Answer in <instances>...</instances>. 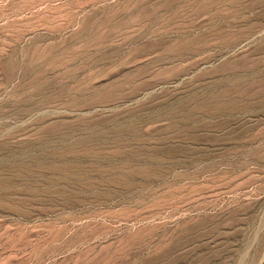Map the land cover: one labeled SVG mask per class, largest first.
I'll return each instance as SVG.
<instances>
[{
  "label": "rangeland",
  "instance_id": "1",
  "mask_svg": "<svg viewBox=\"0 0 264 264\" xmlns=\"http://www.w3.org/2000/svg\"><path fill=\"white\" fill-rule=\"evenodd\" d=\"M204 1L210 0H0V264H106L110 255L101 249L109 244L121 253L113 264H264V92L262 105L236 114L242 119L229 129L209 126L191 138L172 137L176 132L160 118L180 100L207 94L208 86L240 68L242 57L264 61V0H255V8L244 0L240 10L236 0H212V9L198 12ZM110 12H119L124 25L105 23ZM141 12L150 16L128 25L129 16ZM215 12L226 18L210 22ZM95 32L104 35L97 46L83 39ZM187 34L200 36L197 52L162 60ZM219 34L237 39L221 45ZM160 38L166 42L157 43ZM127 74L133 81L116 101L81 103L86 94L78 83L99 86ZM138 119L152 120L142 124L143 144L181 146L171 154L156 151L169 173L146 185L134 167L124 170L134 174L129 184L118 179L78 144L69 158L72 170L58 158L87 135L89 122L92 131L127 140L120 128ZM252 147L261 150L252 156ZM176 175L183 177L174 181Z\"/></svg>",
  "mask_w": 264,
  "mask_h": 264
},
{
  "label": "bare ground",
  "instance_id": "2",
  "mask_svg": "<svg viewBox=\"0 0 264 264\" xmlns=\"http://www.w3.org/2000/svg\"><path fill=\"white\" fill-rule=\"evenodd\" d=\"M211 1L208 2H199L198 5V9L197 11H206V10H210L213 8ZM221 1V0H220ZM250 3H248V8L252 7L254 4H256L255 0H249ZM196 2V1H195ZM224 2V1H222ZM243 2L244 0H236V6L237 9L240 10L243 7ZM195 4V3H194ZM245 4V3H244ZM231 5V4H230ZM258 5V4H256ZM254 5V8L255 6ZM227 6V5H226ZM232 6V5H231ZM124 8V7H123ZM216 8V7H214ZM245 8V6H244ZM247 8V7H246ZM247 8V9H248ZM138 9V8H137ZM110 10V9H109ZM123 10V9H122ZM111 11V10H110ZM113 11V10H112ZM195 11V10H194ZM137 12V11H136ZM201 12V13H202ZM243 14V12L241 11L240 14ZM197 14V13H195ZM232 14V13H231ZM238 14V13H237ZM239 14V15H240ZM209 15V13H208ZM234 15V13H233ZM150 16L149 13H145V12H141L139 15H134L131 14L129 16V22L128 25H134V24H142V22L144 20H146L148 17ZM233 17V16H232ZM231 17V18H232ZM238 17V16H237ZM105 18V17H104ZM120 18V13L119 12H110L106 15V18L104 19L105 23H110V22H115V24L117 26H122L124 25V23H120L118 21V19ZM226 16L221 15L219 12H215L213 14L210 15L209 17V21L213 23V21L216 19H225ZM236 19V18H235ZM101 21V20H100ZM242 21V20H241ZM103 22V23H104ZM218 22V21H217ZM104 23V24H105ZM264 24V15L262 16V22ZM144 24V23H143ZM247 24V23H246ZM263 24H260V26H263ZM86 25V24H85ZM84 25V26H85ZM100 25V24H99ZM127 25V24H126ZM104 26V25H103ZM212 26V25H211ZM220 25H214V28H218ZM100 28V27H99ZM122 28V27H120ZM255 28V26H251L248 30L252 31ZM84 30V29H82ZM101 30V29H100ZM217 31V30H215ZM247 31V30H245ZM89 32V31H88ZM110 34V33H109ZM111 36V35H110ZM181 36V35H180ZM184 36V35H183ZM229 35L228 34H219V38L221 39V45H230V43L232 41H235L236 39L231 40V42H229V40H227V37ZM179 37V36H178ZM198 37L200 36H195V35H191V34H187L185 37H181V38H177L178 40L175 41V45H171L169 46V48L166 50L167 51V55L166 57H160V59L162 58V60H169L172 57H179L183 52H188V53H195L197 52V49H194V45H196L197 41H198ZM83 39H85V41L92 43L93 45H100V43L102 41H104V35L99 34L97 32L93 33V34H89L87 37H84ZM159 41H157V43H162V42H166V40L164 38H160L158 39ZM201 40V39H199ZM154 43V42H153ZM155 44V43H154ZM172 44V43H171ZM262 44V43H261ZM261 44L259 46H261ZM264 44V43H263ZM150 45V43H149ZM152 45V44H151ZM92 46V45H91ZM178 47L177 50L175 49V47ZM264 47V45H262ZM99 47V46H98ZM151 47V46H150ZM97 48V47H96ZM262 48V47H261ZM84 51V50H83ZM82 51V52H83ZM95 51V50H94ZM79 52V51H78ZM76 50H73L70 52L71 54V58L73 60H77L80 57V54L78 53ZM83 54V53H82ZM104 56V54L102 55ZM244 56V55H242ZM248 56V55H246ZM86 57V56H85ZM89 57V56H88ZM87 58V57H86ZM133 58V57H132ZM131 59V58H130ZM159 59V60H160ZM118 61V60H117ZM84 62V61H83ZM92 62V61H91ZM229 62H231L229 60ZM241 62V66L238 69H230L225 75L223 79H220L216 82H214L211 86H208L209 88L205 89V92H208L205 95L199 96L197 94L191 96V98H189L188 100L184 101V100H180L178 102V104L171 109H168L167 113L162 115L160 118H164L165 120H168L169 124H168V129L174 130L176 133L173 136H186V137H190L192 136L191 132L193 130L196 131L197 128H204L206 129L209 126H214V127H225L228 128L229 126H231V123H238L241 121V119H235L236 114H241L244 113L246 114V111L249 112L250 109H256L257 106L262 105L263 99H261V93L264 92V86L262 87L261 85V80H262V76L260 74V72L258 71V69H260V66L262 64H264L261 60V58H256V59H251L249 57H242L240 59ZM232 63V62H231ZM82 64V63H81ZM83 64H86L85 62ZM91 64V63H90ZM92 67V66H91ZM78 69V68H77ZM103 71V70H102ZM263 71V75H264V69H262ZM141 72V71H140ZM146 72V70H145ZM95 74V73H93ZM92 74V75H93ZM129 74L125 75L122 81H113V82H109L106 84H100L99 86H95L94 84H87L85 83H78L77 85V90H80L81 92H85L86 97H83V101L81 103H83L84 106H92L93 104H95L96 102H101V103H108V102H113L115 99H117L118 97H120L121 94H123L125 92V87L124 84H130L132 83V78L128 77ZM99 76V75H97ZM73 77V76H72ZM75 79V78H74ZM138 84L136 86L131 87V91H129L128 93H126L127 95H133V93H135L142 85ZM263 84V83H262ZM94 85V86H93ZM258 100V101H257ZM116 101V100H115ZM148 102V101H147ZM147 105V104H146ZM144 106V105H143ZM142 106V107H143ZM139 107V106H138ZM137 107V108H138ZM262 108V107H261ZM260 108V109H261ZM262 111V110H260ZM125 112L131 113V110H126ZM126 114V113H125ZM243 115V114H241ZM256 115V114H255ZM254 116V115H253ZM223 118L222 120H217L215 121V119H219V118ZM90 118V117H89ZM151 118V117H150ZM154 118V117H152ZM256 119V118H255ZM232 120H234L232 122ZM257 120V119H256ZM255 120V121H256ZM144 121H152L151 119H147ZM138 119V120H134V121H130L128 122V124L123 127L120 128V132L121 133H125L126 135H128V139L127 140H123L121 139V135L120 134H116L115 136H107L104 135V133L101 131H96V139H94V141L92 140L93 136H91V134L95 131H92V123H90V125L88 126L87 130V135L83 138H80L72 143L69 144V146L67 148L64 149V151L62 153L59 154V157L61 159V162H63V166L66 169H71V167H73L72 162L74 160L69 159L71 156H74V148H72L74 145H80L82 146V152L86 155H90L93 156V158H95V160H97L98 163H104L106 165V170L115 172V173H119L118 179H122L123 181L127 182L128 184L131 182L132 178H134V174L132 177H128L126 175H129L127 172H125L124 170L126 168H132L134 167L135 169V174L137 176L143 177V182L142 185H146L148 180H153L156 177L162 176L163 174L167 173L169 171V166L165 168V166H162V161L164 158H161V160H158L155 155V153H157L156 151H160V152H165V150H167L170 154L172 152H176V151H180L179 148H181V146H177V145H169L167 143V145H163L160 148L159 147H151L148 144H146L144 142L143 144V140L146 139L145 137V133L144 131L141 129L142 128V124H144L145 122ZM260 121V120H259ZM111 122V121H110ZM246 122V121H245ZM244 122V123H245ZM252 122V121H251ZM254 122V121H253ZM258 122V121H257ZM56 123V122H55ZM58 123V122H57ZM262 123V122H261ZM186 124V126H184ZM189 124V125H188ZM195 124V126H194ZM239 124V123H238ZM253 124V123H252ZM245 125V124H244ZM255 125V124H254ZM261 125V124H260ZM55 125L54 124H50L45 130L47 133L52 132L53 127ZM259 126V125H258ZM243 127V126H242ZM246 127V126H244ZM249 127V126H248ZM247 127V128H248ZM257 127V126H256ZM253 127V128H256ZM232 128V127H231ZM218 129V128H217ZM216 129V130H217ZM229 129V128H228ZM235 129V127H234ZM237 129V128H236ZM251 130V128H249ZM257 129V128H256ZM260 129V128H259ZM89 130V131H88ZM208 130V129H207ZM219 130V129H218ZM232 130V129H231ZM239 130V129H238ZM243 130V129H242ZM244 130H247L244 128ZM43 131V130H42ZM194 131V132H195ZM202 131V130H201ZM207 132V131H206ZM239 132V131H238ZM237 132V134H238ZM256 132V131H255ZM219 133V132H218ZM224 133V132H223ZM236 133V132H235ZM240 133V132H239ZM244 133V132H243ZM247 133V131H246ZM244 133V134H246ZM259 133V132H258ZM191 134V136H190ZM241 134V133H240ZM256 134V133H254ZM260 134V133H259ZM263 134V132H262ZM49 135V134H47ZM213 135V134H212ZM222 134H220L221 136ZM233 135V134H232ZM258 135V134H257ZM229 136V135H228ZM236 136V135H235ZM170 138V137H169ZM178 138V137H176ZM224 139H226L223 136ZM231 138V137H230ZM243 138V137H242ZM255 138V137H254ZM41 139V138H40ZM51 139V138H50ZM63 139V138H61ZM182 139V138H181ZM253 139V138H252ZM74 140V139H73ZM189 140V139H188ZM195 140V139H194ZM213 140V139H212ZM220 140V139H219ZM227 140V139H226ZM131 143V141H135V142H142L143 145H141L140 147L138 146H134ZM229 141V140H228ZM234 141V140H233ZM244 141V140H243ZM246 141V140H245ZM244 141V142H245ZM240 142V141H239ZM238 142V143H239ZM242 142V141H241ZM133 143V142H132ZM41 145H43V149H50L51 152H53V150H51L52 148H50L51 146H49L46 141H41L40 143ZM64 144V143H63ZM89 144V145H88ZM123 144V145H122ZM245 145V144H244ZM258 146V145H257ZM260 146V145H259ZM253 148V147H252ZM19 149V148H18ZM104 149H108L109 151L107 152L108 154H106L107 156H99L100 154L102 155V152ZM220 149V148H219ZM243 149V148H241ZM239 149V150H241ZM260 149V148H259ZM257 148H253L251 149V151L249 152V154H252V156L257 155L258 150ZM201 150V149H200ZM204 150V149H203ZM202 150V151H203ZM222 150V149H221ZM237 150V149H236ZM235 149L233 151H236ZM244 150V149H243ZM261 150V149H260ZM102 151V152H101ZM201 151V152H202ZM211 151V150H208ZM226 151V150H225ZM231 152H233L232 150H230ZM183 152V151H182ZM195 152V151H194ZM204 152V151H203ZM202 152V153H203ZM222 152V151H221ZM230 152V153H231ZM54 153V152H53ZM178 153V152H177ZM200 153V152H199ZM210 153V152H209ZM209 153H208V157H209ZM261 153V152H260ZM264 153V152H263ZM168 154V153H166ZM165 154V155H166ZM205 154V153H203ZM226 154V153H225ZM178 155V154H176ZM182 155V154H181ZM197 155V153H196ZM237 155V154H236ZM164 156V155H163ZM174 156V155H173ZM207 156V155H205ZM223 155H221L222 157ZM246 156V155H245ZM250 156V155H249ZM264 156V154H263ZM172 157V155H171ZM194 157V155H193ZM197 157V156H196ZM213 157V156H212ZM251 157V156H250ZM261 157V156H260ZM188 158V157H187ZM203 158V157H202ZM201 158V159H202ZM236 158V157H235ZM262 158V157H261ZM38 159V158H37ZM166 159V158H165ZM171 159V158H170ZM205 159V158H204ZM224 159V158H223ZM263 159V158H262ZM51 160V159H50ZM173 160V158L171 159ZM194 160V159H193ZM192 160V161H193ZM238 160V158H237ZM251 160V159H250ZM249 160V161H250ZM253 160V159H252ZM261 160V159H260ZM40 161V160H39ZM79 161V160H78ZM164 161V160H163ZM169 161V160H168ZM198 161H200L198 159ZM224 161V160H223ZM242 161V160H241ZM249 161H245V162H249ZM178 162V161H177ZM219 162V161H218ZM228 162V161H227ZM244 162V161H243ZM244 162V163H245ZM35 163V162H34ZM224 163V162H223ZM42 164V163H41ZM230 164V163H229ZM228 164V165H229ZM257 164V163H256ZM53 165V164H52ZM164 165V164H163ZM167 165V164H166ZM182 165V164H181ZM211 165V164H210ZM217 165V164H216ZM242 165V164H241ZM244 165V164H243ZM238 166V165H237ZM39 167V165H38ZM53 167V166H52ZM57 167V166H56ZM213 167V166H212ZM230 167V166H229ZM242 167V166H241ZM240 167V169H241ZM263 167V166H262ZM55 168V167H54ZM62 169V168H61ZM203 169V167H202ZM207 169V168H206ZM212 169V168H211ZM72 170V169H71ZM60 171V170H59ZM63 171V170H62ZM201 171V170H200ZM225 171V170H224ZM55 172V171H54ZM80 172V171H79ZM227 172V171H226ZM230 172V171H228ZM71 173V172H70ZM82 173V172H81ZM169 173V172H168ZM223 173V171H222ZM225 173V172H224ZM234 173V172H232ZM51 174V173H50ZM54 174V173H53ZM73 174V173H72ZM80 174V173H79ZM220 174V173H219ZM237 174H239L237 172ZM65 175V174H64ZM63 175V176H64ZM97 175V174H96ZM227 175V174H225ZM235 175V174H234ZM61 176V175H60ZM67 176V174L65 175ZM78 176V175H77ZM76 176V177H77ZM122 178H121V177ZM185 176V175H184ZM232 176V175H231ZM239 176V175H238ZM237 176V177H238ZM52 177V176H51ZM183 176L180 175H176V177L174 178V181H179V179H182ZM236 177V178H237ZM71 178V177H69ZM82 178V177H81ZM210 179V178H209ZM223 179V178H222ZM227 179V178H226ZM235 178H233L234 181ZM240 179V178H239ZM238 179V180H239ZM49 180V179H48ZM60 180V178H59ZM76 180V179H75ZM217 180V179H215ZM229 180V179H228ZM117 180H114V182H116ZM173 181V182H174ZM210 181V180H209ZM220 181V179H219ZM232 181V179H231ZM236 181V180H235ZM82 182H85L82 181ZM118 182V181H117ZM172 182V181H171ZM170 182V183H171ZM214 182V181H213ZM81 183V182H80ZM178 184V182H176ZM230 183V182H228ZM236 183V182H235ZM58 184V183H57ZM72 184V183H70ZM75 184V183H74ZM77 184V183H76ZM91 184V182H90ZM227 184V183H226ZM234 184V183H233ZM240 184V182H239ZM49 185V184H48ZM64 185V184H63ZM80 185V184H79ZM78 185V186H79ZM165 185V184H164ZM172 185V184H170ZM180 185V184H179ZM178 185V187H179ZM216 185V184H214ZM236 185V184H235ZM51 186V185H50ZM55 186V185H54ZM57 186V185H56ZM61 186V185H60ZM77 186V187H78ZM167 186V185H166ZM165 186V187H166ZM46 187V186H45ZM88 187V186H87ZM86 187V188H87ZM168 187V186H167ZM182 187V186H181ZM180 188V187H179ZM237 188V187H235ZM73 189V188H72ZM181 189V188H180ZM179 190V189H178ZM75 193V192H74ZM130 239H132V236L129 237ZM171 239V238H170ZM123 240V239H122ZM126 241L124 242H129V239L126 238ZM165 241V240H164ZM175 242V241H174ZM121 243V242H120ZM144 243V242H143ZM171 243V242H169ZM176 243V242H175ZM138 244V243H137ZM166 244V243H165ZM171 245V244H170ZM105 246V245H104ZM110 246V244H109ZM102 247V251H105L108 253V255H110V257L105 261L106 264H113L114 258L116 257V255H118V251H120V249L118 248H113V247ZM123 246V245H122ZM121 246V247H122ZM176 246V245H175ZM120 247V248H121ZM129 247V246H128ZM139 248V247H138ZM141 248V245H140ZM139 248V249H140ZM187 249V248H186ZM196 249V248H195ZM194 249V250H195ZM122 250V249H121ZM124 251V250H123ZM188 251V250H187ZM139 252V251H138ZM152 252V251H151ZM157 252V251H155ZM160 251H158L159 253ZM172 252V251H171ZM182 252V251H181ZM189 252V251H188ZM135 253V252H134ZM147 253V252H146ZM153 253V252H152ZM121 254V253H119ZM136 254V253H135ZM149 254V253H148ZM171 254V253H170ZM186 254V253H185ZM103 255V252H102ZM105 255V254H104ZM134 255V254H133ZM144 255V254H143ZM149 256V255H148ZM174 256V255H173ZM188 256V255H187ZM102 257V256H101ZM100 257V258H101ZM136 257V256H135ZM147 257V256H146ZM154 257V255H153ZM153 257H149V258H153ZM166 257V256H165ZM177 257V256H176ZM186 257V256H185ZM198 257V256H197ZM99 258V259H100ZM118 258V257H117ZM141 258V257H140ZM148 258V259H149ZM155 258V257H154ZM83 259V258H81ZM143 259H145L143 257ZM166 259V258H165ZM184 259V258H183ZM182 259V260H183ZM204 259V258H203ZM122 260V259H121ZM131 260V259H130ZM167 260V259H166ZM176 260V259H175ZM206 260V259H205ZM81 261V260H80ZM79 261V262H80ZM137 261V260H136ZM158 261V260H157ZM177 261V260H176ZM88 262V261H86ZM96 262V261H95ZM102 262V261H100ZM122 262V261H121ZM135 262V261H134ZM148 262V261H147ZM181 262V261H180ZM192 262H194V260L192 259ZM85 263V261H84ZM118 263V262H116ZM131 263V262H130ZM145 263V261H144ZM149 263V262H148ZM153 264V262H151ZM158 263V262H157ZM188 263V262H187ZM197 263V262H196ZM102 264V263H101ZM115 264V263H114ZM147 264V263H146Z\"/></svg>",
  "mask_w": 264,
  "mask_h": 264
}]
</instances>
